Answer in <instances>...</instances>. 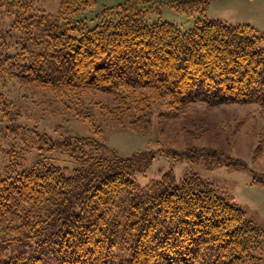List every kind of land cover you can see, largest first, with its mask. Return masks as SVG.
<instances>
[{
  "label": "trees",
  "instance_id": "trees-1",
  "mask_svg": "<svg viewBox=\"0 0 264 264\" xmlns=\"http://www.w3.org/2000/svg\"><path fill=\"white\" fill-rule=\"evenodd\" d=\"M38 1L0 0V89L17 78L58 97L104 91L114 104L103 113L115 120L134 110L147 122L157 104L264 110V35L208 18V0L173 2L197 14L184 31L169 21L146 23L141 0L105 7L94 25L80 15L96 0H58L55 14ZM17 35L25 40L14 47ZM4 108L0 97V124ZM7 124L0 130L15 134L12 146L24 140L21 130L32 131ZM50 147L73 159L71 171L40 160L0 174V264H256L263 229L196 173L177 180L169 170L141 187L134 176L152 152L109 156L101 140L79 136Z\"/></svg>",
  "mask_w": 264,
  "mask_h": 264
},
{
  "label": "rangeland",
  "instance_id": "rangeland-1",
  "mask_svg": "<svg viewBox=\"0 0 264 264\" xmlns=\"http://www.w3.org/2000/svg\"><path fill=\"white\" fill-rule=\"evenodd\" d=\"M123 1L96 0L80 17L94 25L105 7ZM174 1L141 0L145 22L164 20L183 31L192 28L197 14L178 11ZM37 5L55 14L58 0H39ZM206 15L234 25L248 24L257 34L264 35V0H208ZM17 37L10 41L14 47L25 40L22 35ZM260 46L264 48V40ZM0 97L7 111V119L0 125L15 122L32 130H21L26 132L24 140L16 139L17 145L12 146L15 134L1 128L0 174H15L40 160L71 171L73 159L66 152L50 147L51 142L68 136L95 138L105 144L109 156L154 154L150 165L134 176L139 186L159 180L169 170L177 180L196 173L211 182L219 194L230 197L244 211L245 218L264 231V110L259 106L210 107L191 103L177 110L157 104L151 108L148 121L143 122L136 119L134 110L127 111L120 120L105 110L103 113L102 106L110 108L114 100L100 90L58 97L42 86L13 78L4 82ZM171 112L176 115H167ZM36 135H41L38 146L34 145ZM29 138L34 143L26 142ZM9 149L17 150L18 156L8 153ZM236 159L243 160L244 167H232L230 163ZM257 256L256 264H264V234Z\"/></svg>",
  "mask_w": 264,
  "mask_h": 264
}]
</instances>
